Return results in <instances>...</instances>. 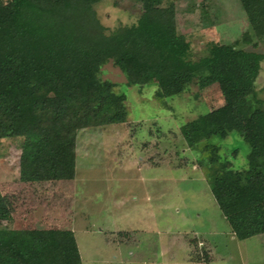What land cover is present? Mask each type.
Wrapping results in <instances>:
<instances>
[{"label": "trees", "instance_id": "obj_1", "mask_svg": "<svg viewBox=\"0 0 264 264\" xmlns=\"http://www.w3.org/2000/svg\"><path fill=\"white\" fill-rule=\"evenodd\" d=\"M101 0H0V139L23 138L19 178L25 183L70 181L79 130L122 124L124 98L100 78L112 62L129 86L156 80L157 99L195 85L217 86L223 104L181 126L188 148L208 164L214 201L236 240L264 235V102L248 86L264 56L211 43L191 61L176 30L175 10L161 0L141 5L136 25L110 34L93 5ZM257 43L264 41V0H239ZM237 133L248 145L247 168L230 169L218 141ZM0 195V222L9 221ZM68 230L0 229V264H80Z\"/></svg>", "mask_w": 264, "mask_h": 264}, {"label": "rangeland", "instance_id": "obj_2", "mask_svg": "<svg viewBox=\"0 0 264 264\" xmlns=\"http://www.w3.org/2000/svg\"><path fill=\"white\" fill-rule=\"evenodd\" d=\"M161 6L174 8L191 61L206 56L211 43L264 56V41L255 45L239 0H161ZM93 9L107 35L136 25L142 12L134 0H101ZM100 78L124 98L126 121L77 132L74 179L22 182L23 138L0 139V195L11 210L0 229L71 231L80 264H264V235L236 240L207 184L209 165H199V152L181 136L182 125L223 104L218 87L191 85L157 99L155 79L129 86L112 62ZM248 86L264 102V61ZM217 144L230 169L247 168L249 147L237 133Z\"/></svg>", "mask_w": 264, "mask_h": 264}]
</instances>
